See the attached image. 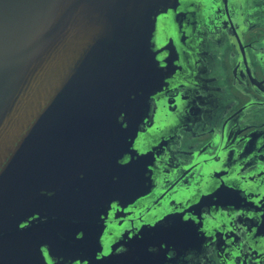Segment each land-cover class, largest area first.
I'll list each match as a JSON object with an SVG mask.
<instances>
[{
  "label": "water",
  "instance_id": "1",
  "mask_svg": "<svg viewBox=\"0 0 264 264\" xmlns=\"http://www.w3.org/2000/svg\"><path fill=\"white\" fill-rule=\"evenodd\" d=\"M200 1L0 0V264L104 259L111 195L97 189L123 177ZM131 166L132 185L147 188L146 165ZM80 241L95 254L80 255Z\"/></svg>",
  "mask_w": 264,
  "mask_h": 264
},
{
  "label": "flooded vegetation",
  "instance_id": "2",
  "mask_svg": "<svg viewBox=\"0 0 264 264\" xmlns=\"http://www.w3.org/2000/svg\"><path fill=\"white\" fill-rule=\"evenodd\" d=\"M199 9L182 68L165 69L120 159L123 177L97 189L111 196L95 252L104 259L91 264H264V0ZM133 161L146 165L147 188L132 185ZM88 245L80 255L95 254Z\"/></svg>",
  "mask_w": 264,
  "mask_h": 264
}]
</instances>
